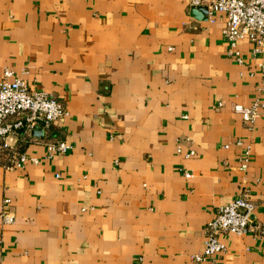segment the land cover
Returning a JSON list of instances; mask_svg holds the SVG:
<instances>
[{
  "label": "crops",
  "instance_id": "1",
  "mask_svg": "<svg viewBox=\"0 0 264 264\" xmlns=\"http://www.w3.org/2000/svg\"><path fill=\"white\" fill-rule=\"evenodd\" d=\"M192 10L188 0H0V74L68 112L20 143L36 164H0V214L8 199L14 218L0 219V264H195L204 225L242 191L264 223V114L245 127L234 110L264 101V48L238 42L237 64L224 17ZM56 140L70 150L48 157ZM219 240L225 252L199 264H264V238Z\"/></svg>",
  "mask_w": 264,
  "mask_h": 264
},
{
  "label": "built area",
  "instance_id": "2",
  "mask_svg": "<svg viewBox=\"0 0 264 264\" xmlns=\"http://www.w3.org/2000/svg\"><path fill=\"white\" fill-rule=\"evenodd\" d=\"M191 8H203L210 18L213 12L221 14L224 27L221 36L227 45L226 55L237 64L241 63L237 44L246 41L254 53L264 48V0H188ZM217 107L220 104L216 105ZM243 126H250L255 119L264 114V101H255L251 106L234 107ZM68 116L64 104L43 91H29L26 85L9 69L0 74V164L5 170L21 168L25 164H36L34 158L19 152L20 143L38 127L48 132L54 123ZM47 156L64 155L70 146L56 140L44 144ZM176 152L180 153L177 145ZM194 155L189 150L183 155L187 159ZM249 148L243 150L239 169L246 168ZM185 177L189 175L183 174ZM57 177V175H56ZM9 200L3 199L0 219L2 224H12L14 218L9 210ZM254 204L246 191L240 192L229 203L217 208L212 219L202 229L203 247L190 260L199 264L211 260L225 252L219 237L224 235H243L252 232L254 237L264 238V223H253Z\"/></svg>",
  "mask_w": 264,
  "mask_h": 264
},
{
  "label": "water",
  "instance_id": "3",
  "mask_svg": "<svg viewBox=\"0 0 264 264\" xmlns=\"http://www.w3.org/2000/svg\"><path fill=\"white\" fill-rule=\"evenodd\" d=\"M192 11L193 12H199L202 15H205L206 14V12H205V10L203 8H196V9H194Z\"/></svg>",
  "mask_w": 264,
  "mask_h": 264
}]
</instances>
